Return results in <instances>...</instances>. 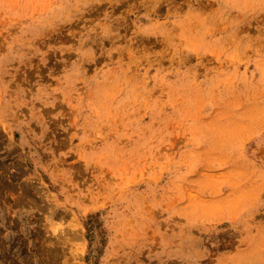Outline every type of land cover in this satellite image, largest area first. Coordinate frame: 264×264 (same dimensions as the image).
Returning a JSON list of instances; mask_svg holds the SVG:
<instances>
[{"label": "rangeland", "instance_id": "rangeland-1", "mask_svg": "<svg viewBox=\"0 0 264 264\" xmlns=\"http://www.w3.org/2000/svg\"><path fill=\"white\" fill-rule=\"evenodd\" d=\"M0 264H264V0H0Z\"/></svg>", "mask_w": 264, "mask_h": 264}, {"label": "bare ground", "instance_id": "bare-ground-1", "mask_svg": "<svg viewBox=\"0 0 264 264\" xmlns=\"http://www.w3.org/2000/svg\"><path fill=\"white\" fill-rule=\"evenodd\" d=\"M77 236V235H76ZM78 237V236H77ZM79 239V238H78Z\"/></svg>", "mask_w": 264, "mask_h": 264}]
</instances>
